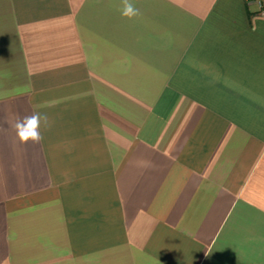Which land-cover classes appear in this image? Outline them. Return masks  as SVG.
<instances>
[{
	"label": "crops",
	"instance_id": "obj_1",
	"mask_svg": "<svg viewBox=\"0 0 264 264\" xmlns=\"http://www.w3.org/2000/svg\"><path fill=\"white\" fill-rule=\"evenodd\" d=\"M134 3L0 0V264H264V9Z\"/></svg>",
	"mask_w": 264,
	"mask_h": 264
},
{
	"label": "clouds",
	"instance_id": "obj_2",
	"mask_svg": "<svg viewBox=\"0 0 264 264\" xmlns=\"http://www.w3.org/2000/svg\"><path fill=\"white\" fill-rule=\"evenodd\" d=\"M123 5L121 9V15L132 19L139 15V9L135 7L134 0H120ZM47 130L51 127L49 117L47 113H41L34 111L31 115L18 118L14 124V130L18 142L22 145L28 143L37 144L40 143L44 137L41 129ZM205 255H208L205 253Z\"/></svg>",
	"mask_w": 264,
	"mask_h": 264
},
{
	"label": "built area",
	"instance_id": "obj_3",
	"mask_svg": "<svg viewBox=\"0 0 264 264\" xmlns=\"http://www.w3.org/2000/svg\"><path fill=\"white\" fill-rule=\"evenodd\" d=\"M256 1L259 5V8L264 9V0H256Z\"/></svg>",
	"mask_w": 264,
	"mask_h": 264
}]
</instances>
